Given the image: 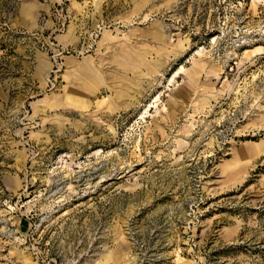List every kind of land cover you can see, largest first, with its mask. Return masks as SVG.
Instances as JSON below:
<instances>
[{
  "label": "rangeland",
  "instance_id": "obj_1",
  "mask_svg": "<svg viewBox=\"0 0 264 264\" xmlns=\"http://www.w3.org/2000/svg\"><path fill=\"white\" fill-rule=\"evenodd\" d=\"M126 258L264 264V0H0V264Z\"/></svg>",
  "mask_w": 264,
  "mask_h": 264
},
{
  "label": "bare ground",
  "instance_id": "obj_2",
  "mask_svg": "<svg viewBox=\"0 0 264 264\" xmlns=\"http://www.w3.org/2000/svg\"><path fill=\"white\" fill-rule=\"evenodd\" d=\"M98 1V0H97ZM100 2V1H99ZM97 3V7L99 6V4L100 3ZM137 6H140V5H137ZM152 33V36L154 37V39H156V40H162V38H163V33H162V31L160 30V28L159 27H156V28H154V30L151 32ZM106 34H108V33H106ZM103 39H104V35H103ZM108 39H110V35H108L104 40H108ZM175 52V51H174ZM132 55V57H130L129 59H125L124 61H122V59H120V61H121V63H124L125 65H128V66H130L131 65V63L133 64V65H136L138 62H139V57H137L136 55H134V54H131ZM166 55V54H165ZM174 55H178V53L177 52H175L174 53ZM178 57V56H177ZM129 62H130V64H129ZM154 64H155V66H156V72H159V68L160 67H162V65H164V62L159 58V59H156L155 61H154ZM182 66V65H181ZM133 67V66H132ZM181 69H183V67L181 68ZM80 71L86 76V79L88 80V79H90V77H89V72H90V69L88 68V67H86V66H82V68L80 69ZM179 72H177V73H175V75H177ZM181 73V72H180ZM174 74V73H173ZM172 74V75H173ZM156 77V76H155ZM85 81V80H84ZM70 99H72V97L70 98ZM55 104H52V107L54 106ZM110 110H112V109H110ZM260 151V150H259ZM113 257H114V255H107V257L105 258L107 261H109V260H111V259H113ZM130 259H131V257H130ZM29 262V261H28ZM132 262H133V260H132ZM26 263V262H25ZM130 263H131V260H130ZM26 264H28V263H26ZM123 264H128V260H127V258L125 259V261H124V263Z\"/></svg>",
  "mask_w": 264,
  "mask_h": 264
}]
</instances>
